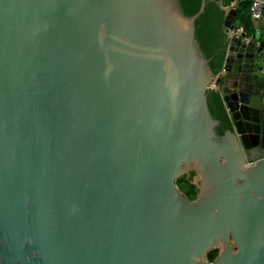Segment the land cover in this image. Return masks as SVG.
I'll return each instance as SVG.
<instances>
[{
  "label": "water",
  "instance_id": "obj_1",
  "mask_svg": "<svg viewBox=\"0 0 264 264\" xmlns=\"http://www.w3.org/2000/svg\"><path fill=\"white\" fill-rule=\"evenodd\" d=\"M233 2L214 76L206 0L190 17L178 0H0V264H264V30L232 36Z\"/></svg>",
  "mask_w": 264,
  "mask_h": 264
},
{
  "label": "trees",
  "instance_id": "obj_2",
  "mask_svg": "<svg viewBox=\"0 0 264 264\" xmlns=\"http://www.w3.org/2000/svg\"><path fill=\"white\" fill-rule=\"evenodd\" d=\"M183 14L190 17L198 12L202 0H178ZM220 0H206L202 14L195 21V38L200 50L206 60L212 74L218 75L223 70L226 54V36L223 32L224 12L220 9ZM235 7L238 9L235 19V28H242L246 36L250 37L255 33L254 25L251 21L248 0H236ZM207 105L211 116L220 122L216 129L218 135H222L225 130H230L231 124L225 106L218 91L208 90ZM194 173L190 172L178 178L175 185L178 191L187 201H194L197 197V185L193 184ZM218 255V250L209 251L206 260L210 264Z\"/></svg>",
  "mask_w": 264,
  "mask_h": 264
},
{
  "label": "built area",
  "instance_id": "obj_3",
  "mask_svg": "<svg viewBox=\"0 0 264 264\" xmlns=\"http://www.w3.org/2000/svg\"><path fill=\"white\" fill-rule=\"evenodd\" d=\"M250 3L249 13L251 17V21L254 25L255 32H258L259 29L262 27L264 30V0H248ZM233 5H236V0L233 2ZM243 32L242 28H234L232 32V36L238 38ZM250 37L244 36L242 41H248ZM262 74L264 75V57H263V65L261 69Z\"/></svg>",
  "mask_w": 264,
  "mask_h": 264
},
{
  "label": "flooded vegetation",
  "instance_id": "obj_4",
  "mask_svg": "<svg viewBox=\"0 0 264 264\" xmlns=\"http://www.w3.org/2000/svg\"><path fill=\"white\" fill-rule=\"evenodd\" d=\"M234 28H235V26H234ZM261 47H263L264 45H260ZM226 50H227V48H226ZM260 55H262V58L259 60V58H255V59H258V61H257V64H262L263 65V57H264V48L260 51ZM225 61V60H224ZM221 74H223V76L226 74V72H224L223 70L220 72V75ZM224 83H231V81H229V80H224V81H222V84H221V86H223L224 85ZM227 112V111H226ZM228 115V114H227ZM228 119H229V121H230V124H231V128H230V130H232V127H233V125H232V121L230 120V118H229V116H228ZM219 124H220V122H219ZM217 128H219V126L217 127ZM216 128V129H217ZM225 131H227V130H225ZM224 131V132H225ZM223 132V133H224ZM219 136H221V135H219ZM252 163H248V165H251ZM190 173V172H189ZM188 173V174H189ZM193 173V172H192ZM193 181H194V178H193ZM193 183V182H192ZM197 185V184H196Z\"/></svg>",
  "mask_w": 264,
  "mask_h": 264
},
{
  "label": "crops",
  "instance_id": "obj_5",
  "mask_svg": "<svg viewBox=\"0 0 264 264\" xmlns=\"http://www.w3.org/2000/svg\"><path fill=\"white\" fill-rule=\"evenodd\" d=\"M233 7H235L234 5H232Z\"/></svg>",
  "mask_w": 264,
  "mask_h": 264
},
{
  "label": "rangeland",
  "instance_id": "obj_6",
  "mask_svg": "<svg viewBox=\"0 0 264 264\" xmlns=\"http://www.w3.org/2000/svg\"><path fill=\"white\" fill-rule=\"evenodd\" d=\"M232 5H233V3H232Z\"/></svg>",
  "mask_w": 264,
  "mask_h": 264
}]
</instances>
